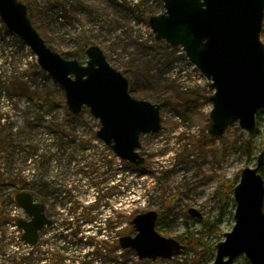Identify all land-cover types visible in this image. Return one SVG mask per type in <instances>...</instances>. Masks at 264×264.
I'll use <instances>...</instances> for the list:
<instances>
[{
    "label": "rangeland",
    "instance_id": "374dc122",
    "mask_svg": "<svg viewBox=\"0 0 264 264\" xmlns=\"http://www.w3.org/2000/svg\"><path fill=\"white\" fill-rule=\"evenodd\" d=\"M20 1L48 47L84 64L81 47L98 46L126 77L133 97L152 103L195 92L203 97L191 109L185 104L162 107L160 131L140 137L145 163L139 171L97 138L99 122L88 108L79 114L69 111L58 82L0 19V212L8 210L4 206L21 188L36 184L50 192L55 224L48 232L66 233L61 227L70 225L75 213L74 226L91 236L74 237L77 242L66 238L65 244L60 237H42L35 249L62 254V264H188L187 249L172 259L152 261L119 248L121 236L134 234L135 215L150 210L166 222L156 224L160 234L181 243L196 239L202 249H215L234 225L233 188L241 170L253 167L264 149V109L250 134L237 123L220 137L208 134L209 82L179 47L156 41L148 25L150 16L163 11V0ZM245 141L252 142L254 154L249 155ZM106 172L112 177L108 182ZM106 184L112 189L111 210L102 207ZM190 208L201 218L189 216ZM106 216L107 225L118 224L105 228ZM3 222L0 233L6 230ZM25 248L13 237H0V261L23 263L8 255ZM233 264L250 263L241 255Z\"/></svg>",
    "mask_w": 264,
    "mask_h": 264
},
{
    "label": "water",
    "instance_id": "95a60500",
    "mask_svg": "<svg viewBox=\"0 0 264 264\" xmlns=\"http://www.w3.org/2000/svg\"><path fill=\"white\" fill-rule=\"evenodd\" d=\"M0 19L61 86L69 111L79 114L88 108L100 125L96 136L121 159L143 165L140 137L159 132L160 111L166 103L132 97L126 77L96 45L85 50L84 64L53 51L33 27L21 1L0 0ZM263 21L264 0H163V11L148 18L155 40L181 47L209 82L213 91L209 135L220 137L235 123L248 134L256 126V115L264 109ZM263 166L264 149L255 166L241 170L233 188L234 225L216 243L211 264H233L241 255L250 264H264V179L259 172ZM15 200L31 217L17 221L22 240L35 244L38 232L50 224L44 205L28 192L17 193ZM187 212L201 218L194 208ZM157 218L154 210L137 214L131 221L135 234L120 237V248L133 250L139 260L181 254L185 245L161 235L155 228Z\"/></svg>",
    "mask_w": 264,
    "mask_h": 264
},
{
    "label": "trees",
    "instance_id": "16d2710c",
    "mask_svg": "<svg viewBox=\"0 0 264 264\" xmlns=\"http://www.w3.org/2000/svg\"><path fill=\"white\" fill-rule=\"evenodd\" d=\"M28 14H29V9H28ZM34 26V25H33ZM35 27V26H34ZM261 39L264 42V21H263V27H262V31H261ZM87 48V46L84 44L81 47V50L79 51V55L84 56L85 54V49ZM203 97L201 94L199 93H191L188 97L182 96L180 95L178 97L177 100H162L165 101L167 104H171V105H183L185 104L187 106L188 109H191L196 102L199 100V98ZM245 145L247 146V150L249 155L254 154L253 150H254V145L252 144V142L249 141H245ZM135 169H140V167L134 166ZM260 173L264 179V167H262L260 169ZM16 183V181H15ZM32 187L29 189L32 194L38 196L39 198H41L43 196V188H40L39 186H37L36 184H32ZM158 224L160 223H166L163 219L159 218L158 219ZM187 237H192V236H187ZM182 242L186 245V249L187 251L191 252V257L189 258V263L188 264H207L208 262H210L212 260V258L210 259V255H214L215 249L214 247L208 248V249H202L201 245H202V241H197L196 239H183ZM195 242V243H194ZM201 248V249H200ZM210 259V260H209Z\"/></svg>",
    "mask_w": 264,
    "mask_h": 264
},
{
    "label": "flooded vegetation",
    "instance_id": "af4514ba",
    "mask_svg": "<svg viewBox=\"0 0 264 264\" xmlns=\"http://www.w3.org/2000/svg\"><path fill=\"white\" fill-rule=\"evenodd\" d=\"M108 176H109V174H108V172H106V180H107L106 182H108L109 179L111 180V176H110V178ZM105 190H107V192L104 194V196H101L103 199H105V202L102 204V207H104V208L108 207V210H111L110 207H109V205H108V201H110L111 190L112 189L110 187H108V185L106 184ZM49 194H50V192H47V191H45L43 189V196L40 199H42V203L44 205L43 212L48 217V219L50 221L52 219V223L44 225V227L42 228L41 233L38 234V237H40V240L42 239V237H61L60 238L61 241H63V243L65 244V241L64 240L66 238H68V237H72L73 241H76V242H77V239L74 238V237H91V236L84 235L83 233H81L80 230H79V228H78L79 225H75L74 226V233H73V235H67V234H58V235L56 234L55 235L52 232H48V230H50L51 228H53V225L55 224L54 221H53V217H52L53 216V212L51 213L49 211V204H48L49 203V200H50V195ZM63 194H65V193H63ZM2 215H4V213L3 212H0V220H1V216ZM86 221L87 222H90V219L89 220H86ZM105 221H106L105 228H109V224L107 225V223H108L107 222V216H106ZM0 237H4V236L3 235H0ZM1 254L2 253L0 251V255ZM12 254L16 255L17 256V259H22V262L24 264H34V262H35V259L33 258V255H34L33 251H31V252L14 251ZM40 254L43 256L41 258L42 259V263H45V264H62L63 263L62 262L63 261V255L62 254H58V256H56V258H57L56 261L55 262L53 261V263L52 262L47 263V262H49V257L48 258H44V255H55V254L52 253L51 250L43 251V253L40 252ZM46 260H48V261H46ZM11 261L16 262L17 260L11 259ZM6 262H8V261H6ZM0 264H2V261H0ZM5 264H7V263H5ZM14 264H17V262L14 263ZM18 264H21V263L18 262Z\"/></svg>",
    "mask_w": 264,
    "mask_h": 264
},
{
    "label": "built area",
    "instance_id": "2783aa9c",
    "mask_svg": "<svg viewBox=\"0 0 264 264\" xmlns=\"http://www.w3.org/2000/svg\"><path fill=\"white\" fill-rule=\"evenodd\" d=\"M8 211H9V216H10L11 220L8 221L5 224L6 231L4 233H0V235H3L4 237H13V239L17 243H19L20 245L26 247L24 249V252H31L32 248L27 246V244L23 243L20 240V231L16 228V225H15V219L20 217V216H24V213L14 203H11V204L8 205ZM76 214H78V212ZM74 219H75V213H73V216L70 217L71 224L64 228V231L66 232V234H72V232H73V224H72V222H73ZM10 252L11 253H9V252L8 253L12 254L14 251H10Z\"/></svg>",
    "mask_w": 264,
    "mask_h": 264
}]
</instances>
